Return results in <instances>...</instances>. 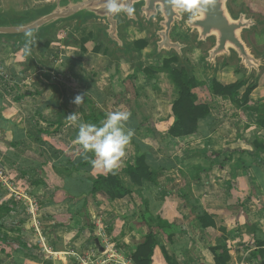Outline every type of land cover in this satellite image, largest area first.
<instances>
[{
	"label": "crops",
	"instance_id": "crops-1",
	"mask_svg": "<svg viewBox=\"0 0 264 264\" xmlns=\"http://www.w3.org/2000/svg\"><path fill=\"white\" fill-rule=\"evenodd\" d=\"M136 30L125 29V41L145 39H132L139 31ZM65 34L58 35L49 49L38 50L48 61L51 78L59 87L55 93L41 86L28 68L22 49L12 42H0V70L9 77L6 81L0 79V183L9 188L0 191V204L11 208L2 225L16 234L12 240L16 244L14 249H26L19 256L12 253L4 258L11 260V264L20 260V264H91V257L102 259V264H132L130 252L143 241L150 225L156 242L178 264H213L209 248L223 245L229 248L228 264H264V255L251 254L256 249L255 240L264 242V153L255 152L252 147L254 140L264 145V130L256 126L253 112L236 109L230 101L213 95L208 85L212 78L230 84L240 76L230 67L221 70L219 66L215 77L202 79L207 85L193 92L199 103L209 106L213 122L202 123L200 139H175L168 135V129L174 121L170 107L177 89L166 75L146 79L138 73L132 78L135 64L124 59L111 64L102 42L101 51L93 53L98 43L91 38L89 27H84L75 38L86 42L84 53L77 43L64 46L63 41L68 39ZM146 51L148 48L142 53ZM142 61L138 64L142 68L158 64L153 60L143 65ZM194 76L198 78L196 73ZM78 95L83 97L80 106L74 103ZM262 97L264 87L260 85L250 95V106H256ZM116 110L131 113L127 127L134 130L126 155L117 166L120 182L131 195L112 202L95 196L96 210L89 209L92 234L86 229L81 235L85 239L95 237L97 254L90 247L92 253L82 251L78 255L71 243L76 241L72 239L83 223L80 217L71 218L68 212L65 180L73 193L77 180L93 178L104 169L90 164L78 172L71 170V178L67 179L56 174L53 166L70 161L77 167L90 159L89 153L86 158L76 142L78 129L68 123V115L78 112L86 123L90 116L101 122ZM61 113L62 126L55 133ZM136 147L150 154V171L155 172V182H143L141 187L134 186L123 173L127 164L134 163ZM225 149L233 153L245 151V155L237 161L238 155L230 157L231 152L226 153ZM164 159L175 168L156 169L158 164L165 163ZM200 168L203 170L198 173L199 182H195L194 169ZM37 181L44 187L35 189L32 183ZM25 183L32 188L21 189ZM183 198L199 200L217 228H225L228 233L222 235L212 228L201 230L193 214L179 210ZM158 215L181 229L172 245L156 226ZM102 229L105 235L99 236ZM154 264H162L158 253Z\"/></svg>",
	"mask_w": 264,
	"mask_h": 264
},
{
	"label": "water",
	"instance_id": "water-1",
	"mask_svg": "<svg viewBox=\"0 0 264 264\" xmlns=\"http://www.w3.org/2000/svg\"><path fill=\"white\" fill-rule=\"evenodd\" d=\"M37 5L32 0H17L16 3L0 0V42H12L22 49L29 38H34L32 54L25 56L28 68L41 86L49 87L53 93L59 87L51 78L48 61L39 54L45 40L56 41L58 30L69 25L67 36L74 40L76 34L89 24H100L93 28L92 36L97 43L109 48L110 63L121 58L139 64L141 52L133 42L124 40L125 28L146 29L145 39L155 61L163 57L176 58L172 68H183L191 76L192 65L187 57L195 48L204 47L200 61L206 68L231 67L240 73V82L252 79L258 86L264 72V52L256 53L247 36L264 28V18L250 13L234 0H210L203 14L189 19V14L171 5L170 0H127L134 8L132 15L112 16L106 13L105 0H41ZM184 29L188 40L172 36L175 26ZM23 52V51H22ZM135 61V62H134Z\"/></svg>",
	"mask_w": 264,
	"mask_h": 264
},
{
	"label": "trees",
	"instance_id": "trees-1",
	"mask_svg": "<svg viewBox=\"0 0 264 264\" xmlns=\"http://www.w3.org/2000/svg\"><path fill=\"white\" fill-rule=\"evenodd\" d=\"M57 37V33H56ZM91 38L93 36L91 34ZM57 42L51 40H45L42 47L43 50H47L50 48L52 43ZM79 45L81 52H86L84 48V44L86 43L84 40H64L63 45L68 47L71 45ZM101 42L97 44L94 48L93 53L98 54L101 51ZM134 46L141 52L147 49L148 42L146 39H140L133 42ZM177 60L174 56L172 57H164L158 61L157 66L155 67H144L142 68L138 64H135L134 75L141 74L146 79H154L158 74L166 75L174 87L177 89V97L173 101L170 111L171 115L174 119L173 123L168 129V135L171 138H183V137H194L196 139H200L202 133L200 132V128L203 122L212 123L210 108L205 103H199L196 94L193 92L197 88H203L207 85L205 82L197 81L192 72L191 76L188 77L186 71L181 68L180 70L172 68L171 64L175 63ZM112 64V63H111ZM239 75V73H236ZM241 78V76H240ZM240 78L230 84H224L218 81L216 78H212L208 85L213 93V95L221 97L222 99L230 101V103L236 109H243L247 111H251L256 115V126L264 130V99L260 100L256 106H250V95L257 88L256 86H252V83L240 82ZM49 88V87H45ZM65 111L64 105H61V112ZM64 119L63 114L59 116V119L56 121V130L55 133L62 126V120ZM88 123H96L100 124V119L95 116H90L87 118ZM252 147L255 152L264 153V145L262 142L258 140H254L252 143ZM224 152L230 153L231 151L225 149ZM90 158L92 154L89 153ZM233 155H238L237 161L241 159L245 155V151H236L235 153L231 152L230 157ZM151 156L148 153H143L139 148L136 147V158L132 165L127 164L123 169V173L129 178L131 183L134 186L141 187L143 182L153 183L155 182V172H151V164L150 162ZM227 160V158H225ZM164 164H158L156 169L159 170H168L175 168V165L168 159ZM70 161L66 163H62L61 166H53V170L59 176L65 178H71L72 171L77 170V172L81 168H85L89 166L91 163L89 161H82L78 164L77 167L71 165ZM104 169V168H103ZM202 168L194 169L195 175L193 176V180L195 182H199L198 173L202 172ZM117 167L113 170L104 169L103 173L97 174L93 178L77 180V184H75V190L72 191L68 188L67 181L65 180L64 192L67 198L70 201V205L68 207V212L71 218L80 217L82 219L83 227L77 233L76 237L72 240L77 239L78 236L84 232L86 229H89V232L92 234L93 225L91 222L90 208L96 210L94 205L95 196L101 195L104 199L112 202L115 200L124 199L127 196L131 195V192L124 188V186L120 182V178L118 176ZM209 170L206 171L208 174ZM32 185L35 189H39L44 187L42 182H34ZM184 203L179 207V210L185 213H191L194 215L195 220L197 221L201 230H206L208 228H212L214 230L219 231L222 235H226L228 231L225 228H217L216 223L211 215L205 212L202 206L199 203V200L194 199L192 201L183 198ZM74 208H77L76 211H73ZM11 212V208L9 205L4 203L0 204V255H4L9 257L12 253L14 254H22L26 249L23 246H18L16 249L12 248V245L8 244L5 240L4 236L1 235V231L4 230V225H2V220ZM146 212L149 213L148 207L146 206ZM156 226L166 235L168 243L172 245V240L176 234L181 232V229L174 223L169 222L167 220L162 219L161 216L156 217ZM147 224V223H146ZM95 243V237L91 239ZM223 240L226 241L223 237ZM256 249L251 253L255 257H261L264 255V242L254 241ZM10 248V252H7L6 249ZM86 247H82V251H85ZM209 251L213 257V264H228L230 260L229 256V248L227 245L223 246H212L209 248ZM158 253L160 255V259L162 264H178L177 261L170 257L165 248L160 246L154 237V233L151 229L150 225H147V233L143 238V241L139 243L137 246L133 247L130 252V262L132 264H154L155 255ZM20 261H17V264H20ZM1 264V260H0Z\"/></svg>",
	"mask_w": 264,
	"mask_h": 264
},
{
	"label": "clouds",
	"instance_id": "clouds-1",
	"mask_svg": "<svg viewBox=\"0 0 264 264\" xmlns=\"http://www.w3.org/2000/svg\"><path fill=\"white\" fill-rule=\"evenodd\" d=\"M209 2L210 0H170L173 7L188 13L189 19L202 15L204 6ZM104 7L106 13L112 16L134 13V8L127 0H105ZM35 43L34 38H29L24 43L22 51L26 57L32 54V45ZM74 103L80 106L83 97L76 96ZM130 118L129 111L116 110L108 113L99 125L84 122L78 112L68 115L66 120L78 129L76 142L81 146L86 158L88 153L92 154L89 159L91 165L113 170L126 155V149L134 136V130L127 127Z\"/></svg>",
	"mask_w": 264,
	"mask_h": 264
},
{
	"label": "rangeland",
	"instance_id": "rangeland-1",
	"mask_svg": "<svg viewBox=\"0 0 264 264\" xmlns=\"http://www.w3.org/2000/svg\"><path fill=\"white\" fill-rule=\"evenodd\" d=\"M9 1H12V2H14V3H16V1L17 0H5V2H9ZM32 2L34 3V4H37V5H39V4H41L42 3V1L41 0H32ZM235 3L237 4V5H239L238 3H242L241 5H243V6H245V7H247V8H249V10H250V12L252 13V14H255V15H258V16H261V17H263L264 18V0H235ZM236 5V6H237ZM240 5V6H241ZM239 7V6H238ZM96 25H100V24H98V23H96V24H89L87 27H89L92 31H93V28H94V26H96ZM69 25H67V26H65V27H63L62 29H60V30H58L57 31V36L59 35H63V33H66L64 36H66L67 35V32H68V30H69ZM130 28H135V29H137V30H139V31H137V34H134V36L132 37V39L133 38H136L137 36H144V37H147L146 35V32H147V30L146 29H143L142 31H144V32H142L140 29H138L137 27H127V28H125V29H130ZM78 34V33H77ZM77 34H76V36H77ZM127 34H126V32H125V34H124V40H125V38L127 39L128 38V36H126ZM58 36V37H59ZM172 36L173 37H175V38H180V39H182V40H188L189 39V35H187L186 33H185V31H184V29L183 28H181V27H179L178 25L177 26H175V28H174V31H173V33H172ZM57 37V38H58ZM76 38V37H75ZM76 40V39H75ZM247 40H248V42H249V44H250V46L252 47V49L256 52V53H258V54H261V53H263L264 52V28H262L261 30H260V32H258V33H256V32H251L250 34H248V36H247ZM103 45L106 47V49H108L109 50V48H107V46L103 43ZM148 48V51H146V52H144V53H142V56H141V58H140V60H139V63H141V61H142V59H143V57L144 58H146L144 61H142V63H143V65L144 64H147V63H149V62H152L154 59H152V58H150L149 57V55H150V53H151V51H152V48L151 47H147ZM204 49V47H201V48H195L191 53H189L188 55H187V57H188V59H189V61H190V63H191V65H192V74H193V76H194V74L196 73V77H198V78H196V79H198V80H200V81H204V80H202V79H206L207 81L210 79V78H212V77H215V75H214V73L216 72L217 73V69H211V68H206V67H204L203 66V64L201 63V61H200V57L202 56V50ZM164 58V57H163ZM121 59H123V58H121ZM135 62V61H134ZM158 63V62H157ZM135 64V63H134ZM133 64V65H134ZM224 67H222L221 68V70L223 69ZM228 69H229V67H227ZM231 68V67H230ZM231 71L233 72V69L231 68ZM233 73H235V72H233ZM214 75V76H213ZM238 76H241V74L239 73V75ZM195 77V76H194ZM224 78V77H223ZM226 79V78H225ZM210 81V80H209ZM204 82H206V81H204ZM252 82V79H250L249 81H248V83H251ZM260 85H262L263 87H264V72L262 73V75H261V78H260V80H259V83H258V86L257 87H259ZM264 99V97H262V99H260V100H263ZM28 183H30V181L28 182ZM28 183H25L26 185H24V184H21V189H27V187L28 188H32V185H28ZM8 190L9 188L7 187L6 188V186L5 187H2L1 186V183H0V191H2V190ZM11 191V190H10ZM0 196L1 197H3L2 196V194L0 193ZM1 197H0V200H1ZM31 206H34V207H37V204H36V206H35V204H33V203H31L30 204ZM38 206H39V204H38ZM93 222V219H91V222L90 223H92ZM85 232V231H84ZM84 232H82V233H84ZM1 235H3L4 236V238L5 239H7L8 241H7V243L8 244H10V245H12V248L14 249V246L13 245H16L12 240L13 239H16L15 238V236H16V234L14 233V232H11V231H7V229L6 228H4V230L3 231H1ZM103 236V235H105V230L104 229H102L101 230V232H99V236ZM93 238V236L92 235H90V237H88L87 239H85L84 237H83V235H79L78 236V238L76 239V241L74 242V243H71V248L73 249V251L75 252V253H77L78 255H81V253H82V247H86V250H85V253H92V252H90V247H92L93 249H94V251L96 252V254H97V250H96V248H95V243L91 240ZM14 243V244H13ZM6 251L7 252H10L11 250H10V248H7L6 249ZM19 256V255H18ZM21 256V255H20ZM0 258H1V261H2V263L3 264H11L12 263V261L11 260H7L6 258H4V255H0ZM94 260L93 261V263H91V264H102L101 263V261H102V259H98L97 257H91L90 259H89V263H90V260Z\"/></svg>",
	"mask_w": 264,
	"mask_h": 264
},
{
	"label": "built area",
	"instance_id": "built-area-1",
	"mask_svg": "<svg viewBox=\"0 0 264 264\" xmlns=\"http://www.w3.org/2000/svg\"><path fill=\"white\" fill-rule=\"evenodd\" d=\"M8 78V75L4 71L0 70V79L6 81Z\"/></svg>",
	"mask_w": 264,
	"mask_h": 264
},
{
	"label": "flooded vegetation",
	"instance_id": "flooded-vegetation-1",
	"mask_svg": "<svg viewBox=\"0 0 264 264\" xmlns=\"http://www.w3.org/2000/svg\"><path fill=\"white\" fill-rule=\"evenodd\" d=\"M239 5H237L236 3H235V0L233 1V5L235 6V8H237L238 6H240L242 3H238ZM237 5V6H236ZM245 7V6H244ZM246 8V10L247 11H249L250 12V10H249V8H247V7H245ZM251 13V12H250Z\"/></svg>",
	"mask_w": 264,
	"mask_h": 264
}]
</instances>
